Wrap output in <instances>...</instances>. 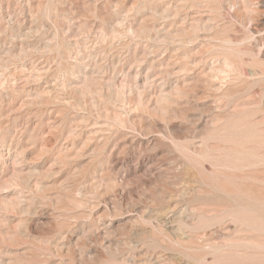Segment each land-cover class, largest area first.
I'll return each instance as SVG.
<instances>
[{"label":"rangeland","instance_id":"rangeland-1","mask_svg":"<svg viewBox=\"0 0 264 264\" xmlns=\"http://www.w3.org/2000/svg\"><path fill=\"white\" fill-rule=\"evenodd\" d=\"M262 18L0 0V264H264Z\"/></svg>","mask_w":264,"mask_h":264},{"label":"bare ground","instance_id":"bare-ground-1","mask_svg":"<svg viewBox=\"0 0 264 264\" xmlns=\"http://www.w3.org/2000/svg\"><path fill=\"white\" fill-rule=\"evenodd\" d=\"M262 19L264 20V18H262ZM259 20H261V19H259ZM258 22H259V21H258ZM262 22H263V21H262ZM259 23H260V22H259ZM261 24H262V23H261ZM258 25H259V24H258ZM256 27H257V26H256ZM257 28H258V27H257ZM252 29H253V28H252ZM252 29H251V30H252ZM253 31H258V30H253Z\"/></svg>","mask_w":264,"mask_h":264}]
</instances>
